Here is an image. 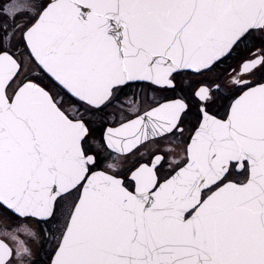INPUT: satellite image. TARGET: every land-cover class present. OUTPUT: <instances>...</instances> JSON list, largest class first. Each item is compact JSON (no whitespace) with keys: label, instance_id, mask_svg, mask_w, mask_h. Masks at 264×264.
<instances>
[{"label":"snow or ice","instance_id":"snow-or-ice-1","mask_svg":"<svg viewBox=\"0 0 264 264\" xmlns=\"http://www.w3.org/2000/svg\"><path fill=\"white\" fill-rule=\"evenodd\" d=\"M0 264H264V0H0Z\"/></svg>","mask_w":264,"mask_h":264}]
</instances>
